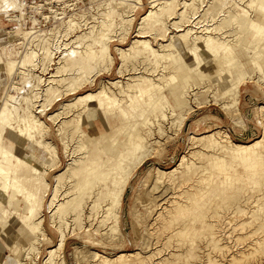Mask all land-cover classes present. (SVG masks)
<instances>
[{
	"label": "rangeland",
	"instance_id": "374dc122",
	"mask_svg": "<svg viewBox=\"0 0 264 264\" xmlns=\"http://www.w3.org/2000/svg\"><path fill=\"white\" fill-rule=\"evenodd\" d=\"M16 1H20L22 5L16 6L8 4L3 7V11L0 12V48H2L9 59H26L31 51H33L32 49H39L40 45H43L45 42L50 44H48L47 47L51 46V50H53L54 54L53 60L50 61L47 71L42 72L39 65L35 67L33 71L43 74L45 77L52 72L62 74L61 77L59 76L61 79L57 84L51 82L48 85H42L44 84L43 82L38 86L40 99L43 98L44 94L49 93V97L47 98L51 101V104L46 106L47 108H45L46 110L43 112L35 113L36 105L39 103H36L32 109L42 120L47 124L49 123V126L45 123L47 125L46 128L50 127L48 128V131H50L48 132L47 139L51 142V147L53 149L47 152L51 154L54 151H58L59 159L57 160V165L55 164L51 167L54 170L50 168L45 173V178L48 179V182L43 181L41 185L42 189L40 190V196L43 202L41 203L42 205L39 206V214L36 216L35 220L38 221V219L42 218L43 230L44 233H46L40 240L39 250L26 254L27 249L25 245L17 243L16 240V242H13V248L11 249L10 247V250L6 251L5 259H0V261H2L3 264H10V262L15 264V262H17L16 259H19L25 264H45L48 249L57 243L59 237V231L52 221L48 204L54 193L53 185L56 181L55 174L63 171L68 166V163L72 161L71 155H69L71 147L77 149L74 154L76 156L77 154L78 156L83 155L84 151L79 147L80 145L83 148H87L89 157H91L90 154H92V157H97L98 161L101 162L98 163L97 166L99 170H102L100 172L106 171L108 168L117 170V160L121 157L123 152L118 143H115L114 140L116 138V141L125 142L126 136L124 134V129L131 128L130 122L135 119L139 121L141 132L149 140L146 146V148L149 149V153H147V149L143 152H139L140 155H138L132 163L133 169L128 179L121 207L119 208V225L116 227L117 229L113 231L110 228V224L108 225L99 221L103 211L102 202L104 197L101 195L98 196L99 201H97L98 198H96V202L98 203L95 204L91 202V199H88L85 203V207L79 208V210L83 212L81 217L73 219V215L69 216L71 226L70 224L68 225L70 231L66 228L68 238L66 239L63 250H58L57 253H55L57 258L53 264H103L96 258V252L111 257L120 252L130 251H139L143 255H149V259H147L145 264H162V262L166 264H264V233H262L264 231V226L259 228V218H255L250 222L251 225L250 223H244L245 220H252L251 214L253 210H256V212L259 211L257 207L252 204L254 200L259 199V201H255L258 203L264 198V161L254 163L253 161L248 162L240 160L237 152L230 149L225 153L228 155L226 157L227 166L219 169L213 165V161L222 153V150L218 149L208 152L201 144L192 143L189 139L191 135H201L219 130L221 135H227L236 142L250 143L260 139L264 142V71L255 67L251 55L246 53L245 49L242 50V47L239 48L240 61L251 76L249 75L243 80L238 93V102H236V104L227 108L223 106V102L226 98L220 97L218 91H215V89L213 90L216 94L212 90L214 86L212 75H207L203 77V79H201V77L197 79L190 78L191 85L189 91L191 93H189L187 98L189 100V105H191V109H189L183 120L179 121L174 120L169 110H167V116L160 120V126L157 124V121L153 122V124H146L143 122L146 117H151L152 119H154V117L147 111H144L142 115L140 114L142 101L140 97L129 102L131 104L130 110H133L135 114L134 119L129 118L127 114H123L119 118L117 115L120 114L121 109L124 108V102L128 96L123 91L119 90V86L111 83L112 81L118 80L120 84L126 85L127 82H132L131 86H134L133 83H136L141 75L145 77H155L157 81H162L163 83L164 80L168 78V75L162 72L164 67L162 64H165V60L161 59L160 61L159 59L156 61L153 58L149 60L145 58L133 59L131 52L130 56H124L125 61L123 62L121 61V57L124 53H121V50L131 47L133 40L141 37V35H146L145 37L147 38L149 37L150 39H148L151 40V44L159 48L161 44L163 45L171 41L172 37L177 39V35L182 33L188 26L191 27L192 25V29L197 32L196 34L198 37L205 35L204 32L206 31L201 29L209 24L216 25L222 23L225 29L230 26L231 30L226 33V38L230 40V43L237 42L239 46H261L256 49H259L261 56H259V60L264 65V33H257L255 29L251 28L247 24L250 19L248 16L250 15L243 12V8H249V13H251V15H253V12L258 14L254 7H246V0H233L234 4H236L235 7H238L239 12L242 14L239 16L238 20L226 22L225 13H227V11L225 10L227 7L222 8L219 4L214 2L215 0H173L171 3L174 8L172 14L167 16L162 15V20L160 22L162 24L151 26L155 18L152 17L153 15L144 21L142 19L151 9L155 10L156 7H159V5H154V8L152 2H150L151 0H127L126 3L123 4L113 0H53L51 4L46 3L47 0ZM162 1L166 0H158V2ZM112 6L114 8L117 7V9L113 10L109 16L108 11ZM53 12L54 14L58 13V17H61V15L64 16L63 18L54 17ZM44 14L48 16L46 17ZM12 16H15L16 20H10ZM70 17H73L79 22L74 30L67 29L65 20ZM33 18H36V21H33ZM103 20L107 21L105 24L108 26L109 30L107 38L103 42L96 44L98 50L97 57L94 56L95 52L92 53L91 59L90 55L84 56L87 66L83 68V70H79L78 73L77 70L72 68L65 70L67 66H76L75 64L72 65L69 63L72 61L71 56L73 55H68L65 53V50L75 45V42L79 40H74L77 35L85 32L87 33L86 35H90L99 30L98 28L102 27ZM235 23H238L237 28L234 26ZM12 27H15L17 31L29 30L32 28L35 33L31 34L29 44H25L27 35L20 37L21 35L14 36L13 34H9L7 31L11 30ZM92 27L95 29L93 28V30ZM138 27H144V29H141L143 32H138ZM65 31H71V33L65 35ZM220 32L210 33H214L215 36L217 35L218 37H223V34ZM88 39L86 38V40L91 41L90 38ZM65 42L68 43L67 47H64ZM103 43L104 46H101ZM82 45L85 48L86 42H83ZM105 46H107L113 55V64H111L109 60L102 58L103 56L100 57L101 53H105L102 50ZM77 50L81 51V48ZM133 50L134 48H132V51ZM39 51L41 52L42 50ZM202 52H204L208 58L212 55L210 52H207L206 49L202 50ZM182 53L188 61L192 60V56L187 52L182 51ZM146 54L149 53L146 52ZM79 56L81 55L77 53L74 58ZM64 60L67 62V66L63 62ZM58 61L62 62L58 63ZM194 63H196V60L192 61L190 64ZM121 64H125L122 72L119 71ZM180 64L181 62H178V65ZM57 65L61 66L59 72H56ZM213 65L214 63L212 62L207 63V68L210 72H214L215 68L213 67L215 65ZM193 73H196V71L193 70ZM0 75L2 76H0L1 107V100L4 95L3 89L5 90L8 86V79L3 69H0ZM94 77L95 79L91 81ZM16 78L19 80L21 78L20 81H22V76H20V74H18ZM86 78H88V80L84 81ZM178 81H181V79ZM35 84H38V82ZM52 85L53 87H51ZM168 85L170 86L171 84ZM25 86V90L23 89L21 93H19L20 91L14 90L16 97L17 95L19 96L18 99H14V101H18L16 102L17 110H15L14 113V115H16L15 117L18 119V123H22L19 115L23 116V108L27 105L25 101H20V99L22 100V95L26 93L29 87L27 84ZM208 86L212 87L204 93H199L197 95L192 94L193 91H198L199 88L202 89ZM101 87L107 88L109 93L112 91L117 97L123 100L121 103H118V105L106 108V116L109 117L113 123L109 124L110 126H106L99 117V108L96 105H92L86 111L85 122L83 123V127L87 131H91V133H84L81 143H76L73 139L74 143L70 142L69 148H65L62 143L63 141L61 142L62 139L60 140V134H57V128L61 121L66 120V117L64 118V116L68 115L66 111L70 109L69 111L72 113L73 109H76L78 112L83 110L81 106L88 101L85 95L89 92H98ZM47 88L48 90L46 91ZM166 89L164 92L169 95L168 97L171 99L170 93L168 89ZM213 92L214 94H212ZM133 93L134 91H130V94ZM216 96H218V98ZM39 109H41L40 106L37 107V111ZM52 111H60L59 114H62H58L57 120L61 119L59 123H57V120L54 121L47 116ZM67 121H69V123H76V119L73 117L68 118ZM15 124L17 126V123ZM92 132L95 133L91 135ZM7 134L9 133L3 132V141L7 138ZM64 134L65 133H63V135ZM4 142L8 143L6 140ZM0 143H2V141H0ZM18 146L22 145L20 144ZM258 149L263 151L264 155V146ZM183 154L187 155L189 164L193 169L192 173L190 172L187 176L190 180L183 188L186 189L189 196H192L193 201L181 207L179 210L172 212L171 209L175 208L176 199V201L180 199L179 201L186 204L189 201H187V198L183 199L182 196H179L178 192L179 190H184L183 188H175L171 183V179L168 177H159L157 170L176 167ZM86 159L90 160L88 156H86ZM187 163L188 162L185 161L183 165ZM203 166L208 168L211 172L210 175L208 170H203L207 171L205 173L200 170ZM194 170H196V172ZM179 175H181V172H179ZM205 176L207 177L208 183L206 181L203 182L202 178ZM73 178H70L72 182L69 180L63 182L65 184L62 186L61 192L64 191L65 188L68 189L67 187H71L70 184L73 183ZM76 178L75 180H77ZM94 178H96V175H94ZM253 180L260 182L257 186L258 188H253L248 185ZM46 184H48L46 188L49 191L44 190ZM191 185L195 188H192ZM245 190H248V194ZM227 196L232 199L235 197V200H229L231 202L226 204L222 198ZM244 203H246V205ZM92 204L94 205L92 206ZM242 205L245 207V210ZM238 210L239 212H237ZM247 210H249L248 213ZM230 215L232 216L230 217ZM238 217H240V219ZM13 220L15 221L16 218H13ZM254 222H257V224L255 225ZM15 223L16 227L20 224V222L17 221H15ZM181 226L185 227V231H187L186 236V232L183 233L184 229H182ZM234 226L236 227L234 228ZM235 229L239 230L236 231ZM246 229L247 231H245ZM178 230L180 233H178ZM210 231L213 232L214 238H223L218 240L221 246H214V242L209 234L211 233ZM256 231H258V233ZM259 234L263 235L260 237ZM243 241H245V244ZM259 243L261 245H259ZM255 247L260 249L261 252L255 251L254 254L250 253L249 255L251 250H256ZM208 248L211 250L208 251ZM243 251L248 254L235 262L231 260L234 255L239 256ZM11 252H13V254ZM214 253L216 255H214ZM210 254H213L214 257ZM10 255L17 258L9 259L11 258ZM217 257L219 261L216 259ZM128 263L135 264L133 260Z\"/></svg>",
	"mask_w": 264,
	"mask_h": 264
},
{
	"label": "bare ground",
	"instance_id": "6f19581e",
	"mask_svg": "<svg viewBox=\"0 0 264 264\" xmlns=\"http://www.w3.org/2000/svg\"><path fill=\"white\" fill-rule=\"evenodd\" d=\"M113 1L123 4V3H126L127 0H113ZM172 1L173 0L171 1L166 0V1L158 2V0H151L150 2H152L153 4L152 6L159 5V7H156L155 10L151 9L145 16L142 17L143 21L148 19L151 15H153L152 17H155V18H154V22L151 23V26L152 25L157 26V25L162 24L160 23L162 20L161 18L162 15L167 16V15L172 14V11L174 9L173 6L171 5ZM52 2L53 0H47L46 3L51 4ZM214 2L219 4L222 8L227 7V9L225 10L227 11V13H225L226 22L238 20L239 16H241L242 14L241 12H239L238 7H235L236 4H234L233 0L232 1L231 0H215ZM246 2H247L245 5L246 7L253 6L255 11H257L258 13L256 14L253 12V15H251V13H249V8L242 7L244 9L243 12L251 16V17L248 16V18L250 19L248 20L247 24L251 28L255 29L257 33H260V34L264 33V21H262L264 20V0H246ZM8 4L16 5V6L22 5L20 1H16V0H0V12H2L3 7H5ZM233 5H234V8H233ZM116 9L117 7L115 8L113 6L110 7L108 11V15L110 16L112 11ZM208 10H209V7H208ZM57 14L58 13H55L54 17L63 18L64 16V15L63 16L61 15V17H58L59 15ZM47 16L48 15H46V17ZM14 17L15 16L10 17V20H13V19L16 20V17L15 18ZM33 19H34L33 21H36V18H33ZM103 21H102V27L98 28L99 30L91 33L90 35H86L87 34L86 32L77 35L74 40L76 39L77 40L79 39V40L75 42V45H73L70 48L68 47L67 49L65 48L66 49L65 53H67L68 55H73L71 56L72 61H70L69 63H71L72 65L74 64L76 65L75 67L67 66L66 64L67 62L64 60L63 62L67 66L65 70H69L72 68L74 70H77V73H78L79 70L81 71L83 70V68L87 66V62L85 61L84 56L90 55V59H91L92 53L95 52L94 56L97 57L98 50L96 48V44L103 42L107 38L108 30H109L108 26L105 24L107 21H104V23ZM183 21H182V24H183ZM65 22L67 23L68 30H71V29L74 30L79 24V22H77L73 17H70L69 19L65 20ZM192 26L191 27L188 26V28L184 29L182 33L177 35L178 36L177 39H175V37L174 38L172 37L171 41L163 45L161 44V46L159 45L160 46L159 48H156L153 44H151L150 42L151 40H149L150 39L149 37L148 39L147 37H145L146 35H141V37H138V38L134 37L135 39L133 40V44L131 47L124 48L121 50V53H124V55L122 54V57H121L122 59L121 61L123 62L125 61L126 55L130 56L131 52H132L133 59H144L145 58L149 60L150 58L151 59L153 58L156 61L159 59L160 61L161 59L165 60L166 61L165 64H162L164 66L162 72L163 73L165 72L168 75V78L164 80V82L162 83V81H157L155 77L152 78L150 76L145 77L141 75V77L136 81V83H133L134 86H131L132 82L131 83L127 82V84L125 85V84H120V81L118 80L112 81L111 83L115 84L116 86H119L120 88L119 90L123 91L128 96L124 102L125 104L123 106L124 108L121 109L120 114L117 115L119 118L123 114H127L129 118L134 119L135 114L133 110L132 111L130 110L131 104L129 102L140 97L141 98L140 100H142L140 114L142 115L144 111H147L150 113V115L154 117V119H152L151 117H146L143 120L144 123L153 124V122L157 121V124H159L160 126L161 125L160 120L164 119L167 116V113H168L166 112L167 110H169V113L171 117L173 116L174 120H177V121L183 120V118L185 117L189 109H191L190 108L191 105H189V100L187 98L189 93H191L189 91L190 89L189 87L191 85L190 78L197 79L198 77H201V79H203V77L207 75H212V82L214 83L212 90L215 89V91H218V95L220 97L226 98V100L223 102V106L227 108V107H230L236 104V102H238L237 99H238V93L240 91L241 84L243 80L247 76L250 75V73L244 68L243 63L240 61V55H239L240 47H242V50L245 49L246 53L251 55V59L255 67L264 71V65L259 60V56H260L259 49H256L261 46L259 45L255 47H250L248 45L239 46L237 42L230 43V40L226 38V33L229 30H231L230 26L227 27V29H225L224 26H222V23H218L216 25L209 24L206 27L204 26L205 28L201 29V30H205L206 32H204L205 33L204 36H200V37H198V35L196 34L197 32L192 29L193 28ZM234 26L237 28L238 23H235ZM93 28L94 27H92V29ZM138 28H139L138 32H143L141 31V29H144V27H138ZM218 31L219 32L221 31L220 33L223 34L222 35L223 37H220V36L218 37L217 35L215 36L214 33H210V32L218 33ZM7 32L9 34H13L14 36L21 35L20 37L27 35L26 41H25L26 43L24 42L25 44H29L31 40L30 39L31 34L35 33V31H33L32 28L29 30L25 29V30L17 31L15 27H12V29ZM70 33L71 31H65L64 34L68 35ZM168 37H171V36H168ZM86 38L87 39L90 38L91 41H88L89 39L86 40ZM83 42L84 43L86 42L85 48L82 45ZM48 44H49L48 42H45L43 45H40L39 49H32L33 51H31L30 55L26 59H21V58L9 59L7 58V55L2 50V48H0V69H3V72L6 74V78L8 79V81L6 80L8 82V86L6 87L5 90L3 89L4 95L2 97L3 99L1 100V107H0V141H2V143H0V233L4 241H6L8 245H10L11 249L13 248V242H16V240H17V243L24 244L25 248L27 249L26 254H29L30 252H36L39 250L40 240L42 236L46 233V232L44 233V230H43L42 218L38 219V221H36L35 218L39 214V210H40L39 206H41L42 205L41 203L43 202L41 199L42 197L40 196V190L42 189L41 185L43 184V181L48 182V179L45 178V173L46 171H48V169L53 167L55 164L57 165V162H58L57 160L59 159L58 151H54L51 154L50 152H47L53 149L51 147L52 146L51 142L48 141L47 139L48 132L50 131V130L48 131V128L50 127L48 128L46 127L47 125L49 126V123L47 124L44 120H42L38 115L35 114L37 112H41V111L43 112L44 110H46L45 109L47 108L46 106L51 104V101H49L47 98L49 97L48 96L49 93L44 94L43 98L40 99V95L38 92V86L41 85L43 82L44 84L42 85H45V84L48 85L51 82L52 83L55 82V84H57V82L60 81L61 79L59 78V76L61 77L62 75V74H56L52 72L51 74L45 77L43 74L35 73L33 71L35 67H37L38 65L42 69V72L47 71L50 61L53 60V54H54L53 50H51V46L47 47ZM67 44L68 43L65 42L64 47H67ZM101 46H104V43ZM78 48H81V51H78L77 50ZM132 48H134L133 51H132ZM205 49L207 52H210L212 54L210 58H208L204 54V52H202V50H205ZM39 50H42V51L40 52ZM102 50L105 53L103 54L101 53L100 57L103 56L102 58L109 60L110 63L113 64L114 63L113 55L111 54L107 46H105ZM182 51L187 52L189 55H191L192 60L188 61L183 55ZM146 52H148L149 54H146ZM77 53H79L81 56L74 58ZM194 60H196V63L190 64ZM61 62L62 61H58V63H61ZM178 62H181V64L178 65ZM209 62L214 63L215 65V66L213 65L214 66L213 68H215L214 72H210L208 70L207 63ZM124 65L125 64H121L119 71L121 72L123 71ZM60 67L61 66L59 65L56 66L57 68L56 72H59ZM193 70H195L196 73H193ZM18 74L22 76V81H20L21 78L20 80L16 78ZM94 79L95 77L92 78L91 81H93ZM179 79H181V81H178ZM87 80L88 78H86L84 81H87ZM34 82L35 83L38 82V84H35ZM26 84L27 86H29L28 90L26 91V93L22 95V100L20 99V101L21 102L25 101L27 105L23 108L24 110L23 116L19 115L20 121L22 123L20 122L18 123V119L17 117H15L16 115H14L15 110H17L16 102L18 101H14V99L16 98L18 99L19 96L17 95L16 97V95L14 94L15 92L14 90L20 91L19 93H21L23 89L25 90ZM168 84H171V85L169 86ZM51 87H53V85ZM211 87L212 86H208L202 89L199 88L198 91H193L192 94L197 95L199 93H204ZM166 88L168 89L170 93L171 99H169L168 97L169 95H167L164 92ZM47 90L48 88L46 89V91ZM130 91H134V93L130 94ZM214 92L212 94H214ZM85 96H87L88 101H86V103H84L83 106H81L83 110L78 112L76 109H73L71 113L69 109L68 111H66L68 115L64 116V118L66 117V120H63V121H61V119L57 120L58 114L60 113V111H57V112L52 111L49 113V115H47L50 119H53L54 121L57 120L58 121L57 123L61 121L57 128L58 130L57 134L58 135L60 134L61 138L60 137L59 138L60 140L62 139L61 142L63 141L62 143L65 148H69L70 142L81 143L82 136L84 135V133L86 134L89 132L91 133V131H87L83 127V123L85 122L84 121L85 113L92 105H96L99 108V117L101 118L102 122H104L105 125L108 126L109 124L113 123V121L109 119V117L106 116V108H111L115 105H118V103H121L123 101L121 98L117 97L112 91L109 93L107 91V88H104V87H101V89L98 92H89ZM216 97L218 98V96ZM36 103H39V104L36 105V110L34 113L32 107L35 106ZM39 106L41 107V109L37 111V107ZM59 115H62V114H59ZM70 117H73L74 119H76V123H69L67 119ZM15 123H17V126ZM130 124H131V128L124 129V134L126 136L125 142L118 141V140L116 141V138L114 140L115 143L116 142L118 143L120 149L123 152L121 157L117 160V167H118L117 170L114 168L113 169L108 168L106 171L100 172L102 170H99L97 166H98V163H101V162L98 161L97 157H92L93 156L92 154H90L92 158L89 157V151L87 150V148H83L80 145L79 147L83 149L82 151H84L83 155L78 156L77 154L76 156L74 154L76 153L77 149L71 147L69 155H71L72 161H70L71 163L70 162L68 163V166L63 171L55 174L56 181L53 185L54 193L52 194V197L48 204L50 207L49 210L51 211L52 221L55 223V225L58 228L59 237H58L57 243L48 249V252H47L48 254L46 255V258H45V264H53L56 261L55 259L57 257L55 253H57L58 250L59 251L63 250L65 243H66V239L68 238L66 228H68V225L71 223L69 216L73 215L74 216L73 219L81 217V215H83V212H81L79 208H84L85 203L88 199H91V202H94L95 204V203H98L96 202V198H98V196L101 195L104 197L103 202H102L103 211L100 216L101 218L100 219L98 218V219L101 223H105L108 225L110 224V228L113 231L117 229L116 227L119 225V208L121 207L123 196H124V193L127 187L128 179L133 169L132 163L134 159L138 157V155H140L139 152H143L145 151V149H147L146 146L149 143V140L144 136V134L140 130L139 121L134 119L132 122H130ZM4 131L9 133L7 134V138H5V140L8 141V143H5L4 142L5 140L3 141L2 136H3ZM63 133L65 134L63 135ZM94 133L95 132H92L91 135H93ZM73 139H74V142H73ZM189 139L191 140L192 143L201 144L208 152L221 149L222 153L218 157H216V159L213 161V165H215L219 169H221L224 166H227L226 157L228 155L225 153L228 152L230 149L237 152L238 158L240 160H244L248 162L253 161L254 163H259V162L264 161L263 151L258 149L264 146V142L262 139L256 140L250 143L236 142L227 135H221L219 130L215 132L201 134V135H191ZM20 144L22 146H18ZM147 150H148L147 153H149V149ZM28 153H30L31 155ZM86 156H88L90 160L86 159ZM185 161H187L188 163L186 165H183ZM200 170L201 171L208 170V168L206 166H203L200 168ZM192 171L193 169L189 164L187 155L183 154L180 159L179 164L176 167H173L171 169H158L157 174L159 175V177H162V178L168 177L169 179H171V183L173 184V186H175V188L181 189L190 180V178L187 176L190 172L192 173ZM194 171L196 172V170ZM179 172H181V175H179ZM203 172L205 173L207 171H203ZM208 172L210 175L211 172L209 170ZM94 175H96V178H94ZM71 177L72 178L74 177L73 183L70 184L71 187L70 188L67 187L68 189L65 188V190L63 189L64 191L61 192L60 190L62 186L65 184L63 182L64 181L67 182L68 180L72 182L71 181L72 179L70 180ZM205 177L202 178L203 182L206 181L208 183L207 177L206 178ZM75 178L77 180H75ZM258 184H260L259 181L253 180L248 185L254 188V187H257ZM68 185H69V182H68ZM47 186L48 184H46L44 187L45 191L48 190L46 188ZM191 187L195 188L192 185ZM183 189L184 190H179L178 192L179 196H182L183 199L187 198V201L189 202L186 204V203H183L182 201H179L180 199L178 201H176L177 200L176 199L175 205H174L175 208L171 209L172 212L179 210L181 207H184L188 205L189 203H192L193 201L192 196L188 195L185 188ZM247 191L246 193L248 194ZM234 198L232 199L231 197L227 196V197L222 198V200L224 201V203L229 204V202H231L229 200H235ZM257 200L259 201V199ZM257 200H254V202ZM97 201H99V198ZM254 202L252 204H254V206L257 207L259 211L256 212V210H253L252 212L251 210L252 220L251 221L245 220L244 223L249 224L255 218H259L260 219L259 228H260L264 226V198L262 199L261 202H258V203L256 202L254 203ZM94 204H92V206ZM244 204L246 205V203ZM244 210H245V207H244ZM248 211L249 210H247V213ZM237 212H239V210ZM11 216L13 218H16L15 221L20 222V224L17 227L11 224V222H8V220L12 218ZM217 216H218V213H217ZM231 216L232 215H230V217ZM238 218L240 219V217ZM254 224L256 225L257 222L256 223L254 222ZM181 227L182 229H184L183 233L186 232L185 233V236H186L187 231H185V227L184 226H181ZM235 227L236 226H234V228ZM68 229L70 231V228ZM245 231H247V229ZM210 232L211 233L209 234L211 235V239L214 242V246L215 247L221 246L218 240L223 239V238L216 239L213 236V232L212 231ZM256 232L258 233V231ZM178 233H180L179 230H178ZM262 233H264V231ZM261 235L263 234H259L260 237ZM239 241L241 243L240 239ZM243 242L245 244V241ZM259 245L261 244L259 243ZM258 248H256V250H251L249 252V255L250 253L254 254L255 251L259 252L260 249ZM210 250L211 249L208 248V251ZM11 253L13 254V252ZM246 254L248 253L243 251L242 254L239 256L237 255H234L233 257L231 256L232 257L231 260L235 262L241 257H244ZM95 255H96V258H98L103 264H129L128 262H130L131 260H133L135 264H145L147 259H149V255H143L139 251L120 252L117 255L111 256V257L104 256L100 254L99 252H96ZM214 255L216 254L214 253ZM10 256L11 258L9 259L17 258V257H13L12 255ZM216 259L219 261L218 257ZM16 260L17 262H15V264H25L24 262H21L19 259H16ZM0 264H3L2 261H0ZM10 264H13V262H10ZM162 264H166V263L162 262Z\"/></svg>",
	"mask_w": 264,
	"mask_h": 264
},
{
	"label": "crops",
	"instance_id": "0c3cea01",
	"mask_svg": "<svg viewBox=\"0 0 264 264\" xmlns=\"http://www.w3.org/2000/svg\"><path fill=\"white\" fill-rule=\"evenodd\" d=\"M8 222H11V224H13L14 226H16V223L13 220V218H10L8 220ZM8 250H10V245H8V243L6 241H4V239L2 238V235L0 233V259H4L5 258L6 251H8Z\"/></svg>",
	"mask_w": 264,
	"mask_h": 264
}]
</instances>
